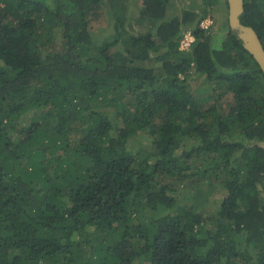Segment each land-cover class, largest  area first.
I'll list each match as a JSON object with an SVG mask.
<instances>
[{"label": "trees", "instance_id": "1", "mask_svg": "<svg viewBox=\"0 0 264 264\" xmlns=\"http://www.w3.org/2000/svg\"><path fill=\"white\" fill-rule=\"evenodd\" d=\"M100 1L0 0V264H264V74L199 27L220 0H108L95 40ZM243 3L264 47V0Z\"/></svg>", "mask_w": 264, "mask_h": 264}, {"label": "rangeland", "instance_id": "2", "mask_svg": "<svg viewBox=\"0 0 264 264\" xmlns=\"http://www.w3.org/2000/svg\"><path fill=\"white\" fill-rule=\"evenodd\" d=\"M125 6L129 10L130 14L138 13L141 7L142 0H124ZM200 0H171V10L173 13L182 18L183 11L189 7L197 8ZM91 14L90 32L95 40H102L108 38L113 33V27L111 25L108 13V0H101L98 4V9L93 10ZM228 9L225 0H220L218 7L214 8L211 18L213 19V24L206 30L207 33H211V42L214 47H219L222 40L227 34V20ZM194 80L189 79V85L192 92L195 95L202 96L205 93L197 92V89L201 90L206 85L200 82L199 78L193 77ZM140 135V142L135 141L134 146L136 149L143 147L144 136ZM238 135L234 136L237 139ZM261 193L264 195V187L260 186ZM218 189L216 187H210L208 185H198L188 190V193H194L196 197L194 210L203 216H214L217 217L222 195L216 193ZM186 191H177L178 201L181 202L185 196Z\"/></svg>", "mask_w": 264, "mask_h": 264}, {"label": "water", "instance_id": "3", "mask_svg": "<svg viewBox=\"0 0 264 264\" xmlns=\"http://www.w3.org/2000/svg\"><path fill=\"white\" fill-rule=\"evenodd\" d=\"M228 9V26L234 31L236 38L241 40L243 47L252 55L264 74L263 43L252 26L241 22L240 16L244 10L243 0H226Z\"/></svg>", "mask_w": 264, "mask_h": 264}, {"label": "built area", "instance_id": "4", "mask_svg": "<svg viewBox=\"0 0 264 264\" xmlns=\"http://www.w3.org/2000/svg\"><path fill=\"white\" fill-rule=\"evenodd\" d=\"M212 24L213 19L211 18V16L208 15L200 21L199 27L203 30H207ZM193 42L194 36L192 34L191 29H185L181 38L179 39L178 49L180 51L188 50Z\"/></svg>", "mask_w": 264, "mask_h": 264}]
</instances>
